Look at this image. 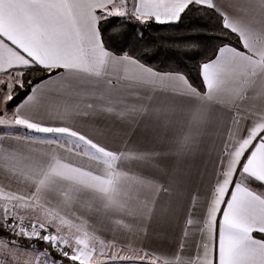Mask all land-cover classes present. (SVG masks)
I'll use <instances>...</instances> for the list:
<instances>
[{"label":"snow or ice","instance_id":"obj_1","mask_svg":"<svg viewBox=\"0 0 264 264\" xmlns=\"http://www.w3.org/2000/svg\"><path fill=\"white\" fill-rule=\"evenodd\" d=\"M0 264H264V0H0Z\"/></svg>","mask_w":264,"mask_h":264},{"label":"trees","instance_id":"obj_2","mask_svg":"<svg viewBox=\"0 0 264 264\" xmlns=\"http://www.w3.org/2000/svg\"><path fill=\"white\" fill-rule=\"evenodd\" d=\"M161 31H162V32H167L168 29H167L165 26H161ZM148 35H149V36H151V35H155V33L150 32V33H148Z\"/></svg>","mask_w":264,"mask_h":264}]
</instances>
